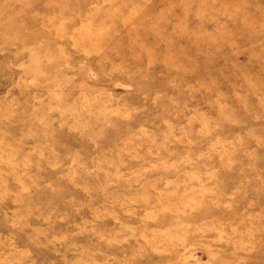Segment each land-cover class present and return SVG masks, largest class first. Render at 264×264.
Returning a JSON list of instances; mask_svg holds the SVG:
<instances>
[{
    "label": "rangeland",
    "instance_id": "rangeland-1",
    "mask_svg": "<svg viewBox=\"0 0 264 264\" xmlns=\"http://www.w3.org/2000/svg\"><path fill=\"white\" fill-rule=\"evenodd\" d=\"M0 264H264V0H0Z\"/></svg>",
    "mask_w": 264,
    "mask_h": 264
}]
</instances>
